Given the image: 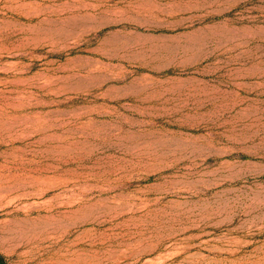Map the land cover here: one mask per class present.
Listing matches in <instances>:
<instances>
[{
    "label": "rangeland",
    "instance_id": "1",
    "mask_svg": "<svg viewBox=\"0 0 264 264\" xmlns=\"http://www.w3.org/2000/svg\"><path fill=\"white\" fill-rule=\"evenodd\" d=\"M9 264H264V0H0Z\"/></svg>",
    "mask_w": 264,
    "mask_h": 264
},
{
    "label": "trees",
    "instance_id": "2",
    "mask_svg": "<svg viewBox=\"0 0 264 264\" xmlns=\"http://www.w3.org/2000/svg\"><path fill=\"white\" fill-rule=\"evenodd\" d=\"M0 264H9L5 256L0 252Z\"/></svg>",
    "mask_w": 264,
    "mask_h": 264
}]
</instances>
